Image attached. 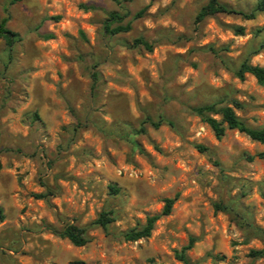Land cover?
Returning a JSON list of instances; mask_svg holds the SVG:
<instances>
[{"label":"rangeland","instance_id":"rangeland-1","mask_svg":"<svg viewBox=\"0 0 264 264\" xmlns=\"http://www.w3.org/2000/svg\"><path fill=\"white\" fill-rule=\"evenodd\" d=\"M9 1L0 19L19 40L0 39V264H184L191 237L190 264H264L252 253L264 252V144L235 129L216 138L191 111L237 101L246 125H264V89L235 75L264 66V11L195 23L207 0ZM110 12L127 32L105 33ZM165 198L151 235L124 240ZM66 224L87 243L60 237Z\"/></svg>","mask_w":264,"mask_h":264},{"label":"trees","instance_id":"trees-1","mask_svg":"<svg viewBox=\"0 0 264 264\" xmlns=\"http://www.w3.org/2000/svg\"><path fill=\"white\" fill-rule=\"evenodd\" d=\"M21 0H10V4L20 2ZM131 1V0H127ZM85 10L93 9L92 5H81ZM264 11V0H256L255 6L249 12L238 11L232 9L225 4H222L219 0H207V2L200 8L195 16L194 22L199 23L206 17L213 16L218 13L226 14H237L243 19L250 20L254 19L255 16ZM122 17L116 12H110L103 23V30L109 35L118 34L122 32H127L130 28L129 25H121ZM7 20L5 18L0 19V39H2L6 46L12 47L19 38L18 34L11 31L6 26ZM115 24V26H114ZM236 34L243 33V27L237 26L234 29ZM135 44L141 45L147 51L152 50L151 44L147 43L141 38L134 41ZM249 74L253 76L258 85L264 89V66L253 65L248 61H243L240 63L235 75L239 79H244L245 75ZM239 103L237 101H232L231 105H221L219 102L206 103L191 108V111L199 116L203 122H205L210 129L213 131L216 138H221L224 135L226 129H235L241 133L246 134L250 139L264 144V125L259 128H252L245 124L235 113L234 107H238ZM215 116H218L217 119ZM154 127H158V123H150ZM200 150H204L203 147L198 146ZM111 191L117 192L118 190L114 187H110ZM39 198H44V195H39ZM174 198H165L164 206L159 214L148 216L145 223L139 228H132L127 230L123 234V238L126 241L134 242L141 238H147L151 235L154 228L155 222L161 217L166 216L171 213ZM112 217H110L109 212H101L100 215L95 219L93 224H96L103 229H106L107 225L112 222ZM58 235L62 238L67 239L74 246H83L87 243L88 239L85 235V229L77 227L76 225L66 224L60 231ZM194 238H190L186 246L182 247L181 253L177 255L180 261L184 264H190L188 258L185 256L186 251L190 250L193 246ZM255 256H262L264 252L254 251L252 252Z\"/></svg>","mask_w":264,"mask_h":264}]
</instances>
